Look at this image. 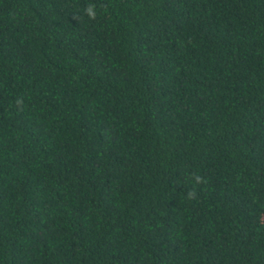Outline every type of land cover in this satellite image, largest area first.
Wrapping results in <instances>:
<instances>
[{
    "label": "trees",
    "instance_id": "trees-1",
    "mask_svg": "<svg viewBox=\"0 0 264 264\" xmlns=\"http://www.w3.org/2000/svg\"><path fill=\"white\" fill-rule=\"evenodd\" d=\"M0 264H264V0H0Z\"/></svg>",
    "mask_w": 264,
    "mask_h": 264
},
{
    "label": "clouds",
    "instance_id": "clouds-1",
    "mask_svg": "<svg viewBox=\"0 0 264 264\" xmlns=\"http://www.w3.org/2000/svg\"><path fill=\"white\" fill-rule=\"evenodd\" d=\"M89 15H90V17H92V18H94V14L90 11V13H89ZM195 180L197 181V182H203L202 181V178L201 177H199V176H196L195 177ZM188 198H193L194 196H195V192L194 191H189V193H188Z\"/></svg>",
    "mask_w": 264,
    "mask_h": 264
}]
</instances>
